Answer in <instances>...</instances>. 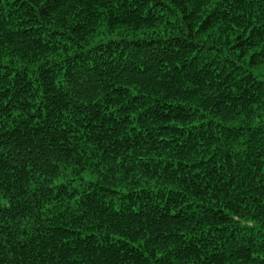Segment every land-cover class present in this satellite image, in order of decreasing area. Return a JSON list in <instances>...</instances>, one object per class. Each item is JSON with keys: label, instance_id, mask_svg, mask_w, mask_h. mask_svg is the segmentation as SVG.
Listing matches in <instances>:
<instances>
[{"label": "trees", "instance_id": "obj_1", "mask_svg": "<svg viewBox=\"0 0 264 264\" xmlns=\"http://www.w3.org/2000/svg\"><path fill=\"white\" fill-rule=\"evenodd\" d=\"M0 264H264V0H0Z\"/></svg>", "mask_w": 264, "mask_h": 264}]
</instances>
